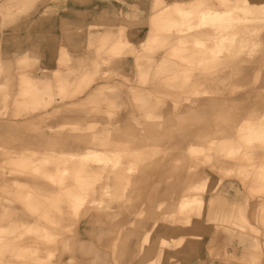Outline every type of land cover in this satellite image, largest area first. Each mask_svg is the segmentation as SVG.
Listing matches in <instances>:
<instances>
[{"label":"rangeland","instance_id":"obj_1","mask_svg":"<svg viewBox=\"0 0 264 264\" xmlns=\"http://www.w3.org/2000/svg\"><path fill=\"white\" fill-rule=\"evenodd\" d=\"M176 2L0 0V264H191L262 217L224 189L264 199V27L211 65L162 40Z\"/></svg>","mask_w":264,"mask_h":264},{"label":"bare ground","instance_id":"obj_2","mask_svg":"<svg viewBox=\"0 0 264 264\" xmlns=\"http://www.w3.org/2000/svg\"><path fill=\"white\" fill-rule=\"evenodd\" d=\"M186 1L187 0H177L176 3L184 4ZM202 1L204 2L206 7L202 9L198 14L190 15L191 13L190 11L181 10L180 18H173V19L171 18L165 21V24L163 25L164 28L162 29L161 38L165 44L174 43L182 48L190 46V44L203 46L206 45V43L208 42L212 43L211 47L204 48V51L202 50V55H203L202 58L207 60L211 65L228 64L227 63L228 58H231L233 55L241 54V52L244 51V49L242 48L246 46L245 43L249 40L250 35H258L259 28L264 27L263 15H259V14L258 15L256 14L254 16L249 15V13L254 10L263 11L264 13V1L263 0H202ZM168 5L169 4H165L164 6H161L159 8V11L167 10ZM238 11H240V13H238ZM194 18H197L196 21L193 20ZM250 19H255L256 20L255 23L250 25L247 22ZM237 33H241L243 36V38L237 42L238 45L233 46V45L224 44L226 43L225 42L226 40H231L232 42L235 41V36ZM253 38L258 39L256 37ZM245 69H249V68H245ZM188 72L189 74L193 75L192 79L194 80H198V76L201 75V72L199 71L198 72L188 71ZM224 75L218 77L222 79L229 78ZM205 78H207V76ZM210 80H211V76H210ZM162 115L165 123L168 120H169L168 122H170V118H168L169 116L166 117L164 114ZM252 116H259V113L258 112L256 113L255 111L253 112L251 111L249 112V116L245 118L249 119ZM119 117L117 118V120H121V118ZM128 119L133 120L134 118L132 117L131 114H129ZM248 128H249L248 129L249 133L255 134L259 137H263L264 139V130L262 129L259 130L257 126L254 125H249ZM236 151L239 152V148H236ZM95 159H96L95 162L102 164H104L106 161L109 162L110 160L109 158L105 159L101 157H95ZM216 196L217 193L213 194L208 200L214 201V199L217 198ZM73 198L76 199L77 201L80 200L77 194H74ZM91 200L95 201L97 199L92 198ZM132 233L133 231H131V235ZM128 234L129 233H127V236ZM102 236L104 235L102 234ZM128 240L129 239H127L126 241ZM126 241L124 243H126ZM124 243L123 245H125ZM120 251L122 250L120 249ZM120 254L122 255V253Z\"/></svg>","mask_w":264,"mask_h":264},{"label":"crops","instance_id":"obj_3","mask_svg":"<svg viewBox=\"0 0 264 264\" xmlns=\"http://www.w3.org/2000/svg\"><path fill=\"white\" fill-rule=\"evenodd\" d=\"M233 185L225 186L226 204H264L263 200L251 201L243 193L240 182H233ZM252 216L251 205L244 218L239 220V225L246 226V229L239 228L232 232V229L224 227L219 246L210 255L201 254L200 258L192 257L191 264H264V214ZM232 224V223H230ZM259 244L261 253L259 254L256 244ZM194 258V259H193ZM259 259V260H258ZM254 261V262H252Z\"/></svg>","mask_w":264,"mask_h":264}]
</instances>
